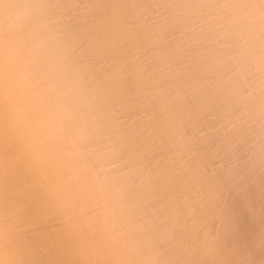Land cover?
<instances>
[{"label": "clouds", "instance_id": "obj_1", "mask_svg": "<svg viewBox=\"0 0 264 264\" xmlns=\"http://www.w3.org/2000/svg\"><path fill=\"white\" fill-rule=\"evenodd\" d=\"M264 0H0V264H264Z\"/></svg>", "mask_w": 264, "mask_h": 264}, {"label": "bare ground", "instance_id": "obj_2", "mask_svg": "<svg viewBox=\"0 0 264 264\" xmlns=\"http://www.w3.org/2000/svg\"><path fill=\"white\" fill-rule=\"evenodd\" d=\"M257 198V190L250 188L231 200L230 208L237 224L231 244L236 248L247 247L257 228L264 224V217L252 220L247 214L248 207L254 206ZM22 243L30 244L36 250L31 264H58L62 259L49 225H38L24 237Z\"/></svg>", "mask_w": 264, "mask_h": 264}]
</instances>
